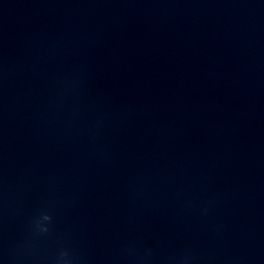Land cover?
I'll return each instance as SVG.
<instances>
[{"label":"water","instance_id":"1","mask_svg":"<svg viewBox=\"0 0 264 264\" xmlns=\"http://www.w3.org/2000/svg\"><path fill=\"white\" fill-rule=\"evenodd\" d=\"M0 264H264V0H0Z\"/></svg>","mask_w":264,"mask_h":264},{"label":"clouds","instance_id":"2","mask_svg":"<svg viewBox=\"0 0 264 264\" xmlns=\"http://www.w3.org/2000/svg\"><path fill=\"white\" fill-rule=\"evenodd\" d=\"M43 219L48 220V219H50V217H48V216H44ZM42 230H43V231H46L47 229H42Z\"/></svg>","mask_w":264,"mask_h":264}]
</instances>
